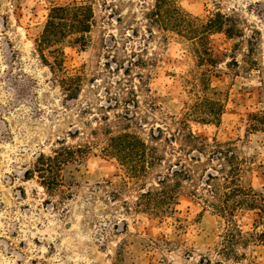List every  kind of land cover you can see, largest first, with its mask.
Segmentation results:
<instances>
[{
  "label": "rangeland",
  "instance_id": "rangeland-1",
  "mask_svg": "<svg viewBox=\"0 0 264 264\" xmlns=\"http://www.w3.org/2000/svg\"><path fill=\"white\" fill-rule=\"evenodd\" d=\"M73 4L93 7L94 26L86 48L72 39L62 45L66 68L86 79L78 99L68 100L42 64L34 40L52 8ZM177 4L204 21L216 12L236 13L247 23L245 37L250 29L260 32L256 58L262 68L250 75L226 67L230 55L241 62L245 39L209 33L217 68L206 78L224 113L217 124L192 118L189 126L205 143L235 144L250 161L244 182L264 193V131L248 130V116L264 112V0ZM153 6L154 0H0V264L220 261L214 251L227 227L224 219L192 198L187 188L168 217L136 212L142 188H150L155 174L164 170L156 169L144 186L133 185L125 168L102 153L101 136H91L106 122L113 127L119 116H126L138 120L137 132L148 140L150 129H173L170 117L180 118L204 102L201 88H192L203 70L188 50L190 43L165 41L147 20ZM95 140L83 159L63 168L65 185L73 183L71 197L48 194L37 177L25 178L36 158L51 155L58 142L77 146ZM235 223L244 233L264 231L256 211H239ZM240 251L246 255L241 264H264V246L252 242Z\"/></svg>",
  "mask_w": 264,
  "mask_h": 264
},
{
  "label": "trees",
  "instance_id": "trees-1",
  "mask_svg": "<svg viewBox=\"0 0 264 264\" xmlns=\"http://www.w3.org/2000/svg\"><path fill=\"white\" fill-rule=\"evenodd\" d=\"M146 16L150 26L162 32L165 41L180 38L190 43L188 50L194 54L203 70L192 83V88L194 91L201 88L205 94L204 102L193 110L188 108L180 118L170 117L173 129H150L148 140L138 134L141 126L138 120L126 116L117 118L113 125L115 131L106 122L100 130L92 131L91 136H101L102 153L115 158L125 168L133 185L144 186V180L156 169L164 170L155 174L154 184L150 188H142L143 193L134 203L136 212L148 213L160 219L168 217L175 212L180 191L187 188L192 198L227 223L221 242L214 251L221 258L215 264H241L246 255L240 250L247 249L252 242L264 246V231L244 233L236 225L235 217L244 209L256 211L264 224V193L254 191L244 182L250 161L235 144L220 143L215 139L209 144L205 143L194 134L189 122L193 118L201 124H217L224 113L223 105L212 99L214 93L206 78L217 68V60L208 46L209 33H223L229 39H245L247 51L242 54L241 62L230 55L226 67L234 74H239V69H242V72L250 75L252 72L259 73L262 68L256 58L260 32L250 29L251 35L245 37L244 27L247 23L236 13L228 15L216 12L206 21L192 18L179 8L177 0H154L153 9ZM93 26L94 10L91 5L57 6L50 10L43 31L34 40L42 64L49 68L55 83L68 100L78 99L86 79L84 75L72 74L66 68L62 45L72 39L80 48H86ZM149 33L152 35L151 31ZM141 66H144L143 62ZM248 121L249 131H264V112L249 115ZM77 136L70 134L71 138ZM97 143L98 140H95L70 146L66 141H60V147L54 149L51 155L40 154L36 158L32 168L25 172V178L30 180L37 177L48 194L58 193L69 198L73 183L65 185L63 168L79 162Z\"/></svg>",
  "mask_w": 264,
  "mask_h": 264
}]
</instances>
